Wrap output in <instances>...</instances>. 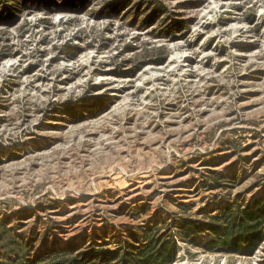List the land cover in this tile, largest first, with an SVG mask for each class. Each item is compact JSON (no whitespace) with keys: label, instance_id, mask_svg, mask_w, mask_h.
<instances>
[{"label":"rangeland","instance_id":"374dc122","mask_svg":"<svg viewBox=\"0 0 264 264\" xmlns=\"http://www.w3.org/2000/svg\"><path fill=\"white\" fill-rule=\"evenodd\" d=\"M262 209L264 0H0V264H264Z\"/></svg>","mask_w":264,"mask_h":264},{"label":"trees","instance_id":"16d2710c","mask_svg":"<svg viewBox=\"0 0 264 264\" xmlns=\"http://www.w3.org/2000/svg\"><path fill=\"white\" fill-rule=\"evenodd\" d=\"M257 203H254V206ZM262 213H264V209L261 210ZM260 214L259 211H257L256 207H250V209H245L242 211V215L239 216V218L236 220L237 226L242 228V231L244 232L246 229H249L251 227V221L256 217L255 215ZM261 213V214H262ZM157 255H160L159 253ZM166 254H163L162 257H166ZM156 263V260L153 261V264Z\"/></svg>","mask_w":264,"mask_h":264}]
</instances>
